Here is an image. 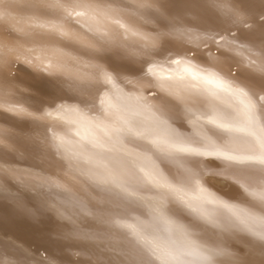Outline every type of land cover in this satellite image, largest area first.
I'll return each mask as SVG.
<instances>
[{
    "label": "snow or ice",
    "instance_id": "6c2138e0",
    "mask_svg": "<svg viewBox=\"0 0 264 264\" xmlns=\"http://www.w3.org/2000/svg\"><path fill=\"white\" fill-rule=\"evenodd\" d=\"M24 7L22 26L0 40V112L44 129L39 139L8 133L20 158L40 155L53 168L18 182L68 194L59 203L67 223L41 239L98 242L115 253L88 264H217V257L250 264L230 242L241 234L264 251V0L258 10L243 0H25ZM206 8L222 19L205 23ZM233 51L257 57L250 66L260 75L216 70ZM19 72L72 104H28L14 84ZM52 106L73 114L70 135L48 120ZM206 170L238 184L243 192L230 198L247 206L209 191ZM62 177L86 178L85 198ZM16 207L35 224L51 219L43 206ZM46 253L35 264H57Z\"/></svg>",
    "mask_w": 264,
    "mask_h": 264
},
{
    "label": "bare ground",
    "instance_id": "6f19581e",
    "mask_svg": "<svg viewBox=\"0 0 264 264\" xmlns=\"http://www.w3.org/2000/svg\"><path fill=\"white\" fill-rule=\"evenodd\" d=\"M24 3L25 0H15V3L10 7L8 5H0V15L7 13L11 18L7 21H0V40H9L11 36L15 35V29L22 26V21L27 15ZM200 3L207 5L209 0H200ZM243 3L246 7L256 8L257 10L260 7V0H243ZM202 15L207 24H217L218 18L222 19L214 8H206L202 11ZM189 27L192 28L191 25ZM141 30L155 35L152 25H143ZM192 30L200 31L196 28H192ZM129 39L131 41L139 40L138 37L132 36H129ZM171 43L175 44L177 41L171 40ZM201 50L207 51V49L203 48ZM229 55L230 59L223 60L222 58V61L218 63L216 70L223 69L222 75L226 74L229 68H231L233 75L237 78H241L243 73L260 75L255 67L250 66L252 60H256L257 64L259 63L257 57L250 56L247 51L239 53L233 51ZM81 72L83 79L78 83L86 92L91 87L86 75L87 69H81ZM15 80V86L22 93H26L20 99L25 100L28 104L40 106L48 101H55V104H72L67 98H62L59 94L54 93L48 84L38 79L35 74L29 75L19 72ZM118 85L124 87L119 81ZM81 107L84 106L81 105ZM48 110L54 113L48 120L55 121L59 131L70 135L69 130L75 128V125L70 122L73 114L57 113L55 106L48 108ZM91 114H95V112ZM58 116H62L63 119H57ZM43 131V127H35L30 118H17L8 113L0 112V264H35L39 255L43 254L45 249L47 250L46 254L55 257L57 264H75L77 259L79 260V264H88V261L96 256H100L104 260L112 258L115 253L108 251L103 244L98 242H66L56 239H41L42 234L56 230V225L67 223L62 215L59 203L68 194L59 190L48 192L38 187L26 186L18 182V178L26 173L48 175L53 171V168L40 155H27L20 158L21 149L14 143L8 133H14L16 137L39 139L42 138ZM71 138L79 139L75 136H71ZM96 151L100 150L97 149ZM205 163H208V161H205ZM216 163L220 162L217 161ZM212 171L215 170H206V174L202 180L204 186L209 191L216 192L217 195L221 196L228 203L236 204L239 207H246L247 205L242 203L241 200L230 198L236 197L238 193H242L243 189L231 179H226L223 176H214L218 177L219 181L226 182L224 188L217 187L215 184H212L210 179H206V175H213ZM166 174H168L167 170ZM85 180L86 178L84 177H80L79 181L62 177V182L71 186L73 193L81 198H85V192L81 187V184ZM101 195H104V193H101ZM18 202H22L30 207L40 205L47 208L51 219L45 216L40 224L33 223L19 213L16 207ZM212 208L213 206H209V210H212ZM220 211L226 210L220 209ZM86 223L91 229L103 230L91 220L86 221ZM181 223H187V221H181ZM230 242L234 247L243 249L247 253L245 259L250 264H260L261 260H264V251L261 250L258 244L253 243L251 238H246L241 234L239 237H233ZM74 249H80L85 254L77 258L71 254ZM216 259L217 264H230L227 257H217Z\"/></svg>",
    "mask_w": 264,
    "mask_h": 264
},
{
    "label": "rangeland",
    "instance_id": "374dc122",
    "mask_svg": "<svg viewBox=\"0 0 264 264\" xmlns=\"http://www.w3.org/2000/svg\"><path fill=\"white\" fill-rule=\"evenodd\" d=\"M13 67H17V65H13ZM16 80L14 81V84H15ZM206 179H210V181L212 182V184H215L217 187H222L224 188L226 186V182H221L219 181L218 177H214V175H210V176H207L206 175Z\"/></svg>",
    "mask_w": 264,
    "mask_h": 264
}]
</instances>
